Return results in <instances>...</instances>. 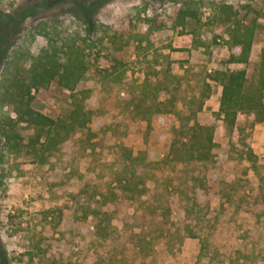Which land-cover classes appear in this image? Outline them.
<instances>
[{
    "label": "rangeland",
    "instance_id": "obj_1",
    "mask_svg": "<svg viewBox=\"0 0 264 264\" xmlns=\"http://www.w3.org/2000/svg\"><path fill=\"white\" fill-rule=\"evenodd\" d=\"M6 1L4 11L9 13L23 0ZM212 1L242 8L249 5L264 15V0H203L199 2L201 24L194 26L190 21L183 29L157 31L169 16L171 21L177 16L172 0H93L95 18L110 31L102 33L104 44L98 45L100 53L92 60L82 88L92 91L91 105L104 115L102 123L109 125L106 149L118 144L135 154L147 149L146 123L121 114L120 100L146 78L154 83L155 73L168 66L174 74L186 76L185 84L197 92L202 86L197 85L200 74L227 69H245L247 88L256 87L264 29L256 34L249 64L227 66V36L221 39L217 26L206 27ZM43 45L39 39L33 52ZM7 54L0 51V76ZM211 85L199 121L215 125L214 153L219 167L212 171L198 163H178L164 171L139 169L140 200L150 202L158 192L167 193L179 209L188 211L180 226L183 242H175L180 250L169 253L157 247L159 264H264V123L252 126L250 118L239 115L235 130L227 132L217 116L222 88ZM71 103V93L52 84L34 92L32 106L56 119L70 111ZM155 123L162 127L161 134H155L159 151L168 152L175 119L158 117ZM85 137V131L76 132L44 163L21 156L0 165V264H120L115 260L120 249L109 240L85 234L80 222L85 214L92 221L100 211L98 200L92 197L94 181L84 173L86 163L78 151V142ZM249 149L256 164L246 154ZM155 153L151 150L148 155L152 158ZM177 223L171 216L167 226L174 231ZM129 226L121 220L109 223L114 235ZM184 226L195 237L184 233Z\"/></svg>",
    "mask_w": 264,
    "mask_h": 264
},
{
    "label": "trees",
    "instance_id": "obj_2",
    "mask_svg": "<svg viewBox=\"0 0 264 264\" xmlns=\"http://www.w3.org/2000/svg\"><path fill=\"white\" fill-rule=\"evenodd\" d=\"M172 1L177 16L173 21L169 16L157 31L183 29L190 21L194 26L201 24L199 2L203 0ZM6 3L0 0V51L8 53L0 76V165L21 156L44 163L49 154L59 150L76 132L85 131L86 137L78 142V151L86 163L84 173L94 181L92 197L98 200L100 211L90 222V214L84 215L80 221L83 232L114 243L120 249V257H115L120 264H159L157 247L173 253L177 248L175 242L182 244L180 226L188 211L179 209L167 193L158 192L152 201L142 203L137 172L164 171L178 163H198L212 171L218 168L215 125L199 121L211 96V83L222 88L217 116L227 132L235 130L239 115L250 118L252 126L263 124L264 48L258 82L252 89L247 88L245 69L200 74L197 85L203 87L198 92L185 84L186 76L174 74L170 66L155 73L154 83L146 78L122 97L119 109L131 121L146 123L147 149L138 154L124 144L106 149L104 141L110 139L109 125L102 123L104 115L91 105L92 91L82 88L92 60L104 44L102 33L110 31L95 18L93 0H23L12 6L9 13L4 11ZM210 10L206 27L217 26L222 31L220 38L227 36L229 57L225 64L248 65L256 34L264 29L261 21L264 15L252 11L249 5L242 8L221 1H212ZM39 39L44 45L35 54L33 48ZM52 84L69 91L72 100L70 111L56 119L32 106L34 92ZM158 117L175 119L169 132L168 152H160L155 139V134L162 131L155 123ZM151 150L156 152L152 158L148 155ZM246 154L256 164L253 151L249 149ZM261 178L264 181V174ZM171 216L179 222L174 231L167 226ZM115 220L129 222L130 226L114 235L109 223ZM182 231L195 237L189 226L182 227Z\"/></svg>",
    "mask_w": 264,
    "mask_h": 264
}]
</instances>
